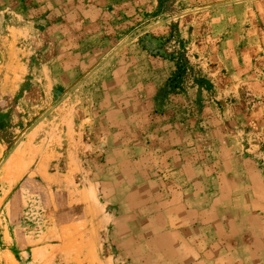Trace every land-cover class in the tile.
Returning <instances> with one entry per match:
<instances>
[{
	"label": "rangeland",
	"instance_id": "rangeland-1",
	"mask_svg": "<svg viewBox=\"0 0 264 264\" xmlns=\"http://www.w3.org/2000/svg\"><path fill=\"white\" fill-rule=\"evenodd\" d=\"M130 1L106 21L121 30L78 27L83 66L50 69L60 82L39 65L68 40L26 37L20 82L0 41V264H237L194 257L190 239L206 204L225 214L200 190L264 188V0Z\"/></svg>",
	"mask_w": 264,
	"mask_h": 264
},
{
	"label": "crops",
	"instance_id": "crops-1",
	"mask_svg": "<svg viewBox=\"0 0 264 264\" xmlns=\"http://www.w3.org/2000/svg\"><path fill=\"white\" fill-rule=\"evenodd\" d=\"M21 2L22 0H10L9 13L12 19L8 28L0 34L2 45L6 43L16 52L14 63L9 65L11 69L9 74L14 77L15 82L23 81L24 79L21 78L26 77L28 73V67L21 63L22 49L19 47L22 42L26 41V37L33 35L42 37L43 44L50 45L52 48L68 40L69 46H67L64 60L55 57V60L49 61L42 57L39 65L38 74L42 82L46 84L55 80L60 82L58 74L57 79L51 80L50 69H62V72L67 70L68 74L72 75L75 69L83 66L75 58L76 53L82 51L86 44L79 40L78 27L87 26L92 31L87 38V41H90L97 35H109L114 32V29L121 30L122 25L111 26L106 31V21L128 19L129 12L134 10L130 9V0H33L38 13L29 16L28 10L23 8ZM28 3L25 0V4ZM37 20L40 22L39 25ZM23 50L26 51L25 48ZM96 50L98 48L93 49L92 52ZM157 92L149 98L153 106ZM222 176V173L209 172L205 173L204 179L206 181L218 180ZM200 193L206 202L209 201V196L219 197L216 199L218 200L216 206H223L225 214L223 218L220 215L215 216L214 203L205 205L206 210L202 214L204 226L201 227V233L193 235L190 239L192 245H195L193 251L198 249L194 257L213 263L214 260L228 256L237 264H264V260H261L262 257L264 259V188L235 187L222 190L219 187L216 189L213 187V190L202 189ZM222 219L224 224L227 221L228 225L223 227L225 231L219 232L220 225L216 222H222ZM231 227H236V235ZM227 233L230 237L224 236Z\"/></svg>",
	"mask_w": 264,
	"mask_h": 264
}]
</instances>
